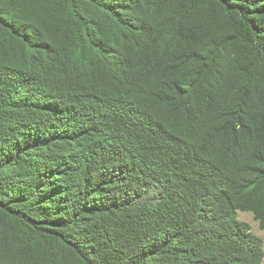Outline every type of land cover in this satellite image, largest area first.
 <instances>
[{"label":"trees","instance_id":"trees-1","mask_svg":"<svg viewBox=\"0 0 264 264\" xmlns=\"http://www.w3.org/2000/svg\"><path fill=\"white\" fill-rule=\"evenodd\" d=\"M264 0H0V264H263Z\"/></svg>","mask_w":264,"mask_h":264},{"label":"rangeland","instance_id":"rangeland-1","mask_svg":"<svg viewBox=\"0 0 264 264\" xmlns=\"http://www.w3.org/2000/svg\"><path fill=\"white\" fill-rule=\"evenodd\" d=\"M240 217L241 219H243L244 221L248 222L251 227L254 229V231L260 235L263 240H264V228H262L259 224V222H257L255 219H254V216L252 213L250 212H241L240 213Z\"/></svg>","mask_w":264,"mask_h":264},{"label":"clouds","instance_id":"clouds-1","mask_svg":"<svg viewBox=\"0 0 264 264\" xmlns=\"http://www.w3.org/2000/svg\"><path fill=\"white\" fill-rule=\"evenodd\" d=\"M241 212H243V211H240L239 213H238V215H239V218L241 219V217H240V213ZM251 213V212H250ZM254 216V215H253ZM241 220H243V219H241ZM244 221V220H243ZM257 221V220H256ZM246 222V221H245ZM258 222V221H257ZM248 223V222H247ZM249 224V223H248ZM260 224V223H259ZM250 225V224H249ZM251 226V225H250ZM261 226V225H260ZM251 232H253V233H255L257 236H259L261 239H262V241H263V250H264V240H263V238L260 236V235H258L255 231H254V229L251 227ZM263 264H264V259H263Z\"/></svg>","mask_w":264,"mask_h":264}]
</instances>
